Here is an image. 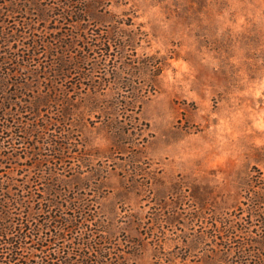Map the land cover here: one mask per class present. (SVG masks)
Listing matches in <instances>:
<instances>
[{"label":"rangeland","instance_id":"374dc122","mask_svg":"<svg viewBox=\"0 0 264 264\" xmlns=\"http://www.w3.org/2000/svg\"><path fill=\"white\" fill-rule=\"evenodd\" d=\"M260 176L264 0H0L3 264L11 224L58 263L72 215L129 264H236Z\"/></svg>","mask_w":264,"mask_h":264},{"label":"trees","instance_id":"16d2710c","mask_svg":"<svg viewBox=\"0 0 264 264\" xmlns=\"http://www.w3.org/2000/svg\"><path fill=\"white\" fill-rule=\"evenodd\" d=\"M256 179L258 182L264 180L261 179V176L256 177ZM256 202L253 214L258 217L257 221L264 231V212H260L263 208L264 202L261 196ZM46 218V227L53 228L56 232L55 240L65 239L66 232L76 231L78 234L73 241L67 243L63 248V255H51L56 256L58 262L56 264H129L124 257L113 251V247L109 245L104 235L106 231H104L99 223L94 222V220L86 219L83 221V218L80 215H72L71 218L60 219L56 216ZM226 230V239L231 240L230 243L232 244V240H236L237 238L235 226L228 225ZM244 230V232H249L247 227H245ZM4 231L5 240H7L6 243L10 247L8 250L10 252L9 255L11 256V260H9V262L13 264H21V249H23L24 245L28 243V234L25 233L20 226L18 227V225L12 224L4 228ZM234 242L237 243L235 249L236 264H264V258H259L255 263H253L254 259H252L254 258L253 256H257L256 254H258L255 252L258 246L261 247V249H258L259 251L264 249V236L262 234L259 235V239L250 237L242 242ZM230 243L228 242V244ZM0 245H2V243H0ZM224 248L221 258L222 256L229 257L226 255L230 250L229 247L225 246ZM1 250L2 248H0V264H3ZM22 264L27 263L22 262Z\"/></svg>","mask_w":264,"mask_h":264}]
</instances>
